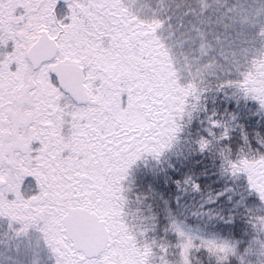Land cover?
<instances>
[{
	"label": "snow or ice",
	"instance_id": "obj_1",
	"mask_svg": "<svg viewBox=\"0 0 264 264\" xmlns=\"http://www.w3.org/2000/svg\"><path fill=\"white\" fill-rule=\"evenodd\" d=\"M0 264H264V0H0Z\"/></svg>",
	"mask_w": 264,
	"mask_h": 264
}]
</instances>
